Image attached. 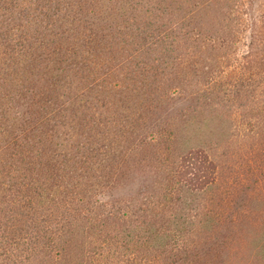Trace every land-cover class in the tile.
I'll list each match as a JSON object with an SVG mask.
<instances>
[{
	"label": "trees",
	"instance_id": "trees-1",
	"mask_svg": "<svg viewBox=\"0 0 264 264\" xmlns=\"http://www.w3.org/2000/svg\"><path fill=\"white\" fill-rule=\"evenodd\" d=\"M45 4L0 0V28L20 34L2 55L20 60L15 75L38 66L44 81L34 108L44 94L62 102L45 141L23 132L36 146L2 148L0 264H221L202 248L212 238L197 242L198 209L181 195L216 176L190 125L264 99V0H59L51 15ZM44 20L70 34L41 50L29 33ZM84 29L90 40L77 45ZM111 97L109 115L99 102Z\"/></svg>",
	"mask_w": 264,
	"mask_h": 264
},
{
	"label": "rangeland",
	"instance_id": "rangeland-1",
	"mask_svg": "<svg viewBox=\"0 0 264 264\" xmlns=\"http://www.w3.org/2000/svg\"><path fill=\"white\" fill-rule=\"evenodd\" d=\"M58 1L43 0L46 3L50 2L49 6L45 4L46 7H50V12H43L51 15L50 13L55 10L52 7H56ZM255 13L259 17L258 10H255ZM78 24H82L81 21ZM21 25L26 26L24 30L32 32L29 30L31 24L23 22ZM61 25L65 26L58 28ZM67 25L63 21L44 20L36 33L29 34H35L34 36H37L39 40H44L43 46L39 48L42 50L70 34L63 32ZM13 31L5 33V28H0V55L4 58V64L0 65V79L2 78L0 87L4 85L0 88L2 100L0 101V159L7 163L10 161L3 155L7 152H4L2 148L16 144L36 146L37 141L34 142L31 139L23 142L25 141L23 132L31 137L39 135V138L45 141L47 132L59 130L58 127L47 124V120L55 116L54 113L62 107V102H52L50 96L44 94L39 96L38 104L34 108L36 99L34 91L44 85L43 80L34 76L35 72L39 71V67H26L29 70H25L27 77L21 71H19L20 74L15 75L16 69L22 65L20 60L9 58V55L5 57L2 55L9 51L5 49L7 42L14 50L19 48L15 36L20 34L15 29ZM102 33L110 37L111 32L106 30ZM102 33L99 34L102 35ZM256 33L260 38L264 37L263 19L258 21ZM73 34L78 38L76 41L73 36V42H77V45L78 42L84 45L85 41L90 40L91 37L87 29ZM21 58L25 62L30 59L28 55ZM58 58H61V54ZM78 67L81 71V66L78 65ZM53 75L54 73H51L49 79ZM84 75L89 81L87 74L84 73ZM68 78L70 79L69 76ZM22 88L30 89L25 101L16 99V94L18 95ZM4 96L6 97L3 98ZM100 103L107 105L110 109L109 115L115 111L113 110L115 101L112 97L101 100ZM250 106H253L254 110L239 108V112L231 117L225 114L228 109L223 108L217 116V119L222 122H219L214 115L209 116L204 113L205 117H202L197 114L193 124L190 125L191 136H195L191 143L206 150L208 158L216 166V176L214 183L204 190L195 193L185 192L181 195L186 199L188 208L191 206L198 209L197 217L194 218L196 225L194 233L199 239L197 242L203 244L212 238V241L202 245V248L209 246L212 249L210 259L215 258L221 264H264V99L254 100V104ZM68 114L69 111L61 113L64 118L59 120H66ZM221 114L224 116L220 117ZM32 118L35 122L30 123ZM41 119H43V125H41ZM31 127L34 132L27 131ZM210 226L215 227L216 231L203 233L200 231Z\"/></svg>",
	"mask_w": 264,
	"mask_h": 264
}]
</instances>
